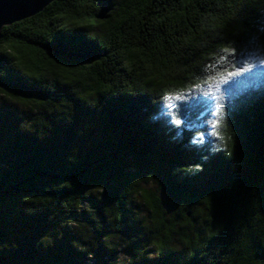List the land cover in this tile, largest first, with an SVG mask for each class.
I'll list each match as a JSON object with an SVG mask.
<instances>
[{"label":"trees","instance_id":"trees-1","mask_svg":"<svg viewBox=\"0 0 264 264\" xmlns=\"http://www.w3.org/2000/svg\"><path fill=\"white\" fill-rule=\"evenodd\" d=\"M257 55L264 0H55L5 26L0 264H113L123 236L131 264H264V75L207 139L175 118Z\"/></svg>","mask_w":264,"mask_h":264},{"label":"rangeland","instance_id":"rangeland-1","mask_svg":"<svg viewBox=\"0 0 264 264\" xmlns=\"http://www.w3.org/2000/svg\"><path fill=\"white\" fill-rule=\"evenodd\" d=\"M264 75V58L261 56H254L249 59L248 64H246V70L237 76L236 78H227L222 81H218L215 84L209 86L202 99V107L198 110L192 111L190 106L185 103L183 108L177 112L176 119L179 121V125L184 126L188 130H191L196 136L201 140L207 139L212 132H214V123L212 119L215 115L218 99L220 96L224 95L225 92L234 85H239L245 82L246 80L257 78V76ZM173 102L171 103V105ZM5 106H10V108H16L17 104L10 100L9 98L1 99L0 98V116L2 114V109ZM20 108H23V105H18ZM210 108H214V112L209 116L205 115L206 111ZM123 238H126L123 236ZM122 237H116L113 239V246L111 250H116L114 256L113 264H131V257L129 253L125 250V245H121ZM113 247V249H112ZM173 247L178 250L182 248V245L176 240L173 243ZM154 248V256L158 254V251Z\"/></svg>","mask_w":264,"mask_h":264},{"label":"water","instance_id":"water-1","mask_svg":"<svg viewBox=\"0 0 264 264\" xmlns=\"http://www.w3.org/2000/svg\"><path fill=\"white\" fill-rule=\"evenodd\" d=\"M55 0H0V39L5 26L33 17Z\"/></svg>","mask_w":264,"mask_h":264},{"label":"snow or ice","instance_id":"snow-or-ice-1","mask_svg":"<svg viewBox=\"0 0 264 264\" xmlns=\"http://www.w3.org/2000/svg\"><path fill=\"white\" fill-rule=\"evenodd\" d=\"M177 123H179V121H177Z\"/></svg>","mask_w":264,"mask_h":264}]
</instances>
